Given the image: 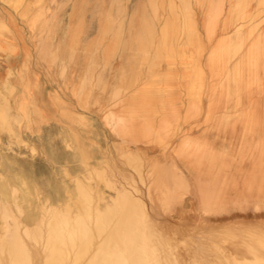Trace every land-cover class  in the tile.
<instances>
[{
  "label": "rangeland",
  "instance_id": "1",
  "mask_svg": "<svg viewBox=\"0 0 264 264\" xmlns=\"http://www.w3.org/2000/svg\"><path fill=\"white\" fill-rule=\"evenodd\" d=\"M129 213L151 264L264 263V0H0V264Z\"/></svg>",
  "mask_w": 264,
  "mask_h": 264
},
{
  "label": "bare ground",
  "instance_id": "2",
  "mask_svg": "<svg viewBox=\"0 0 264 264\" xmlns=\"http://www.w3.org/2000/svg\"><path fill=\"white\" fill-rule=\"evenodd\" d=\"M79 184V183H78ZM80 187V186H79ZM82 188V187H81ZM84 192H86V191H84ZM86 195H87V193H86ZM89 196V195H88ZM91 197V196H90ZM128 199V198H127ZM132 199V198H131ZM129 201H130V199H128ZM116 201V200H115ZM78 202V201H77ZM116 204L118 205V203H117V201H116ZM69 205V204H68ZM115 205V204H114ZM116 205V206H117ZM131 205H132V203H131ZM135 207H136V214H137V216H141L142 215V211H141V207H139V206H141V204L139 205V204H137V203H135L134 202V204H133ZM81 206V205H80ZM116 206H113V207H116ZM130 206V205H129ZM138 208V209H137ZM106 210H108L107 211V213L109 214V213H111L112 211L110 210V209H108V208H105ZM131 209V208H130ZM135 209V208H134ZM140 209V210H139ZM51 211H52V209H50ZM64 210H65V208H64ZM106 210L105 211H103L102 213L104 214V212L106 213ZM50 211V212H51ZM67 211V210H66ZM111 211V212H110ZM54 212L56 213V210H54ZM113 212H115V211H113ZM59 213V212H58ZM100 213V212H99ZM125 213V212H124ZM139 213V214H138ZM54 214V213H53ZM60 214V213H59ZM91 214V213H90ZM130 214L131 213H129V216H128V214H126V216H122V219H116V218H114V219H116V220H121L120 222H116V224H115V226L111 229V230H108V232H106L105 233V237L103 236V237H101L102 239L104 238V240H100V242L97 244V245H92V244H90L89 245V243H84V244H80L81 246H79L80 247V249H79V247H78V249H79V251H78V253L79 254H83V253H87L88 251H90L91 249H94V247H95V249L93 250V252H92V255H91V251H90V258H88V260H87V262H86V264H151L152 262H151V260L155 257V255L156 254H158L157 252H158V250H157V248L158 247H160L161 246V244L157 247L156 245H154L155 244V242H154V244L153 243H151V242H149L148 243V241L146 240V238H145V236H142V235H139V234H141V233H137L136 231L135 232H131V231H133V228L131 227V229L132 230H130V229H128L130 232H128V230H126V227H125V225H127V226H129V225H131V223L129 224V219H130ZM50 215H51V213H50ZM56 215H57V213H56ZM111 215V214H110ZM113 215H115V214H113ZM121 215V214H120ZM119 215V216H120ZM124 215V214H123ZM52 216V215H51ZM50 216V217H51ZM97 216V215H96ZM127 216H128V218H127ZM146 216H148V215H146ZM146 216H145V218H146ZM57 217V216H56ZM102 217H106V220H109L108 219V217H107V215L105 216V214H104V216H102ZM53 218H55V217H53ZM97 218V217H96ZM110 218V217H109ZM118 218V217H117ZM137 218V217H136ZM56 219H58V218H56ZM60 219V218H59ZM79 219V218H78ZM77 219V220H78ZM89 219V218H88ZM98 219V218H97ZM142 219V218H141ZM103 220H105V218L103 219ZM111 220V219H110ZM110 220H109V222H110ZM113 220V219H112ZM111 220V221H112ZM131 220V219H130ZM133 220H134V218H133ZM133 220H132V222H133ZM145 220V219H144ZM56 221V220H55ZM54 220L53 221H51V223H50V225H49V231H47V233L49 232V237H48V243H49V245H50V249H51V252H50V256H49V259H48V261H47V264H59L60 262V255H62V254H60L58 251L59 250H61V248H62V244H64L65 242H67V241H69L70 240V243L72 244V240L74 241V237H75V235L74 234H72L71 235V233L72 232H69L68 231V228H67V225L66 224H64L65 223V221H64V225H62V224H58L57 222H55ZM81 221V220H80ZM95 221V220H94ZM137 221V220H136ZM87 222V221H86ZM108 222V221H107ZM109 222L108 223H106L107 225H111V224H109ZM114 222V221H113ZM131 222V221H130ZM143 222V221H142ZM145 222H146V220H145ZM144 222V223H145ZM148 222V221H147ZM147 222H146V224H147ZM85 223V222H84ZM88 224V223H87ZM94 224H96V223H94ZM101 224V223H100ZM129 224V225H128ZM143 224V223H142ZM79 226V225H78ZM89 226V225H88ZM146 226V225H145ZM83 227V226H82ZM95 227H96V225H95ZM94 227V228H95ZM100 227V226H99ZM105 227V226H104ZM134 227V226H133ZM147 227V226H146ZM46 228H48V227H46ZM66 228H67V230H66ZM81 228V227H80ZM106 228V227H105ZM109 229H110V227H108ZM148 228H150V227H148ZM92 229V228H91ZM71 230H72V228H71ZM74 230V229H73ZM95 230V229H94ZM97 230H99L98 228L96 229V231L94 232V233H97L98 232V234L99 235H97V236H102L101 235V233H102V231L100 232V231H97ZM138 230V229H137ZM141 230V229H140ZM152 230V229H151ZM91 231V230H90ZM139 231V230H138ZM142 231H145L144 229L142 230ZM154 230H152V232H153ZM88 232V231H87ZM100 232V233H99ZM104 232V231H103ZM150 232V231H149ZM157 232V231H156ZM79 233V232H78ZM103 234V233H102ZM78 235V234H77ZM81 235V234H80ZM95 235V234H94ZM95 235V236H96ZM145 235V234H144ZM72 236V237H71ZM96 236V237H97ZM79 237V236H78ZM95 237V238H96ZM99 238V237H98ZM161 238V237H160ZM76 239V238H75ZM81 239H82V237H81ZM89 240H90V237L88 238ZM87 239V240H88ZM86 240V241H87ZM99 240V239H98ZM163 240V239H162ZM249 240V239H248ZM250 241V240H249ZM19 243H21V242H19ZM46 243V242H45ZM79 243H82V242H79ZM90 243H91V241H90ZM151 243V244H150ZM158 243V242H157ZM159 243H160V241H159ZM251 243H253V242H251ZM251 243L250 244H248V247H249V245H250V247H251ZM17 244V243H16ZM66 244V243H65ZM76 244V243H75ZM162 244H164V242L162 243ZM19 245V244H18ZM23 245V244H22ZM46 245H47V243H46ZM69 245V244H68ZM254 245H255V247L256 248H258L260 251H261V253H262V255H261V253H260V255L262 256V257H264V246H263V244L261 243V242H257L256 241V243H254ZM254 245H253V247H254ZM21 247V246H20ZM162 247H164V245H162L161 246V248ZM249 247V248H250ZM252 248V249H256V248ZM23 248V247H22ZM21 248V249H22ZM60 248V249H59ZM15 249V248H14ZM18 249H19V247H18ZM87 249V250H86ZM247 249V248H246ZM24 250V249H23ZM49 250V249H48ZM74 250H76V249H74ZM258 250V251H259ZM9 251V250H8ZM14 251V250H13ZM18 251V250H17ZM16 251V252H17ZM72 251V250H71ZM86 251V252H85ZM255 251V250H254ZM253 251V252H254ZM11 252H12V250H11ZM22 252H25V251H22ZM21 252V253H22ZM64 252V251H63ZM159 252H160V249H159ZM252 252V251H251ZM257 252V251H256ZM255 252V253H256ZM19 253V252H18ZM78 253H76L75 252V254L76 255H78V259H79V257L81 256V258L83 257L82 255H80L79 256V254ZM20 254V253H19ZM22 254H24V253H22ZM74 254V255H75ZM89 254V253H88ZM161 253H159V255H160ZM247 254V253H246ZM12 255V254H11ZM25 256H27L26 254H24ZM73 255V254H72ZM84 255V254H83ZM256 255H258V254H256ZM65 256V255H64ZM249 256V255H248ZM252 256V255H251ZM16 257V256H15ZM18 257V256H17ZM24 257V256H23ZM66 257H68V256H66ZM76 257V256H75ZM74 256H73V258H75ZM166 257V256H165ZM170 257V256H169ZM255 257V256H254ZM77 258V257H76ZM80 258V259H81ZM156 258H157V255H156ZM18 259H19V257H18ZM21 259H23V258H21ZM78 259H76L77 261H78ZM83 259H84V257H83ZM263 259V258H262ZM66 260V259H65ZM73 260V259H72ZM75 260V259H74ZM73 260V261H74ZM75 260V261H76ZM82 260V259H81ZM157 260H158V258H157ZM172 260V259H171ZM16 261H17V259H16ZM45 261V262H46ZM63 261V260H62ZM161 261H163L162 259H161ZM263 261V260H262ZM261 261V262H262ZM21 262V261H20ZM165 262V261H164ZM79 263V262H78ZM157 263V262H156ZM80 264V263H79ZM238 264V263H237ZM247 264V263H246ZM260 264V263H259ZM262 264H264V263H262Z\"/></svg>",
  "mask_w": 264,
  "mask_h": 264
}]
</instances>
